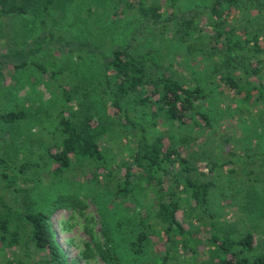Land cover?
Returning <instances> with one entry per match:
<instances>
[{
	"label": "trees",
	"instance_id": "16d2710c",
	"mask_svg": "<svg viewBox=\"0 0 264 264\" xmlns=\"http://www.w3.org/2000/svg\"><path fill=\"white\" fill-rule=\"evenodd\" d=\"M55 1L45 0V11ZM180 1L171 0L169 9L164 11L163 6L154 1L130 3L134 20L130 23L133 31H130L129 41L109 54L89 43L77 46L82 53L93 57L98 55L101 61L102 79L96 81V85L102 89V95L97 94V98L106 99V105L111 101L110 105L116 110L121 127L117 140L121 144L126 140V147L132 145L129 161L117 162L115 156L108 153L105 141L117 122L103 118L96 98L93 100L84 86L82 95L64 88L56 115V131L61 134V142L56 150L48 151V173L51 174L54 168L53 174L62 177L70 171L81 170L92 175L85 178L88 185L108 183L105 190L108 209L128 202L134 205L130 216L119 218L117 235L108 239V250L114 253L113 264H120L116 258L120 244L121 258L133 261L143 257L152 245L155 229L159 227L167 239L168 254L172 247L183 245L185 249L189 248L187 240H191L193 234L178 218L180 211L183 214L188 212V207L198 208L211 221V240L218 254L216 261L205 264H264V254L248 256L255 250L253 233L238 239L222 236L209 211L211 196L220 188L226 173H240L253 184L264 180L261 173L252 168L256 162L264 165V150L243 149L221 135L224 143L216 142L218 147L222 144V150L218 149L222 154L216 158L205 157L198 163L192 153H195L194 144L200 137L188 134L220 129L213 114L215 96L209 87L215 78L233 90L236 96H242L241 100L256 105L254 119L264 131V0H211L203 8L185 10L180 8ZM37 3L38 0H0V17L27 15ZM152 35H167L177 43L185 44L186 51L201 57V63L207 66L210 82L200 76L191 79L171 76L163 65V57L153 51L140 55L134 53L137 38ZM48 36L49 45H54L56 34L51 32ZM57 40L62 43L60 38ZM38 43L41 46L34 44L27 51L0 55V68L26 70L31 67L28 58L43 49V42L38 40ZM62 49L58 47L61 52ZM36 67L48 73L43 65ZM55 76L50 75L58 82ZM74 101L77 109L72 107L68 111ZM24 118V111L0 109V125H13ZM208 142L205 138L202 145L197 144L199 153H205L203 148ZM224 144L231 146L229 152L224 150ZM0 166L15 169L20 176H25L37 170L39 164L31 160L13 164L0 155ZM17 173L13 172L12 177L8 171L0 172L4 192L17 183L20 178ZM229 188L233 189V186ZM14 190L16 194L19 192ZM143 192L154 193L153 201L140 202L139 196ZM71 198L59 197L48 206L49 209L35 205L25 209L9 204L3 195L0 197V240L5 249L17 247L21 252L22 256L15 264H67L52 216L57 208L75 212L85 208L76 198ZM127 222L133 224L132 233L127 232ZM100 252L106 259L104 252ZM40 253L44 255L40 256ZM168 254L160 259V264H169Z\"/></svg>",
	"mask_w": 264,
	"mask_h": 264
},
{
	"label": "rangeland",
	"instance_id": "374dc122",
	"mask_svg": "<svg viewBox=\"0 0 264 264\" xmlns=\"http://www.w3.org/2000/svg\"><path fill=\"white\" fill-rule=\"evenodd\" d=\"M149 1L160 3L163 11L169 9L171 4V0ZM137 2L138 0H57L45 11V0H38L27 15L0 17V55L24 49L27 51L34 44L41 46L38 40L43 42L41 52L28 58L31 67L21 71L0 68V109L26 113V118L16 124L0 125V155L13 164L28 160L39 164L37 170L25 176H20L15 169L8 170L0 166V172L8 171L12 177L15 172L20 177L14 187L5 192L0 179V197L3 195L9 204L25 209L32 205L46 209L62 196H70V199L73 196L74 200L76 198L85 206L76 212L68 208H57L52 216L67 264H113L114 253L108 250V239L117 235L119 218L130 216L129 213L134 209V205L129 202L114 208L109 206L108 209V197L105 193L108 183L88 185L85 178L92 175H86L81 170L70 171L62 177L53 174L54 168L51 174L48 173L50 162L47 154L49 149L56 150L61 142V134L56 131V115L60 110L63 89H71L82 95L86 87L88 93L92 94V99L96 98L98 101L103 118H111L117 122L114 131L106 138L107 143L105 141L108 153L115 156L117 162L129 161L132 145L128 144L129 147H126V140H123V144L117 140L121 127L116 110L110 105L111 101L106 105V99L97 98V94L102 95V89L96 85V81L102 79L101 61L98 55L93 57L80 52L77 46L89 43L99 47L104 54H109L114 48L126 46L130 31H133L130 23L134 20V12L130 10L129 4ZM209 3L211 0H181L179 6L185 10L203 8ZM241 18L240 15L239 19ZM51 32L62 43L55 37L54 45H49L48 35ZM137 39L133 46L134 53L140 55L153 51L161 55L163 65L168 68L171 76H183L187 79L200 76L210 82L207 78V66L201 63V57L189 54L185 44L177 43L167 35ZM72 42L74 44H69ZM58 47L63 48V51H59ZM40 64L46 67L48 73L36 69ZM52 73L56 75L58 82L50 77ZM213 80L209 87L215 96L213 114L220 129L203 134L188 133L200 137L194 144L195 153H192L198 163L205 157L216 158L222 154L218 153V149L222 150V144L218 147L219 143L216 142L219 140L224 143L220 139L221 135L231 140L232 145H239L243 149L264 150V131L258 127L259 121L254 119L258 109L256 105L252 106L241 100L242 96H236L218 78ZM76 101L70 103L68 111L72 107L77 109ZM204 137L209 142L203 148L205 153H199L197 144L202 145ZM255 145L257 148H254ZM224 146V150L229 152L231 146ZM252 168L261 173L264 179L262 162H256ZM102 179L103 177L100 178ZM232 186L233 189L229 188ZM219 187L213 192L209 205L218 231L230 239L253 233L255 250L248 253V256L252 258L264 254V180L253 184L240 173H226ZM14 189L19 192L16 194ZM139 197L140 202L150 203L154 193L143 192ZM186 209L188 212L183 214L180 211L178 218L184 228L193 234V238L187 240L189 248L185 249L183 245L172 247L168 254L169 245L159 227L151 238L152 245L141 258L137 257L133 261L121 258L120 244L117 249L118 257L116 256L120 264H160V259L166 254L169 256V264H205L211 260L216 261L218 250L211 240L213 230L210 218L198 208ZM126 224L127 232L132 233L133 224ZM100 250L104 252L106 259L101 257ZM39 255L43 256L44 253ZM21 256L17 247L5 249L0 240V264H15Z\"/></svg>",
	"mask_w": 264,
	"mask_h": 264
},
{
	"label": "crops",
	"instance_id": "0c3cea01",
	"mask_svg": "<svg viewBox=\"0 0 264 264\" xmlns=\"http://www.w3.org/2000/svg\"><path fill=\"white\" fill-rule=\"evenodd\" d=\"M6 69H13V68H11V67H5ZM21 71V70H20Z\"/></svg>",
	"mask_w": 264,
	"mask_h": 264
}]
</instances>
